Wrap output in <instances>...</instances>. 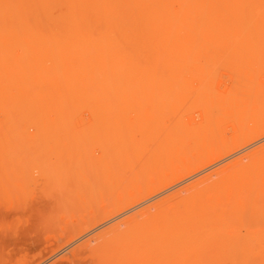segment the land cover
Instances as JSON below:
<instances>
[{"label": "rangeland", "instance_id": "obj_1", "mask_svg": "<svg viewBox=\"0 0 264 264\" xmlns=\"http://www.w3.org/2000/svg\"><path fill=\"white\" fill-rule=\"evenodd\" d=\"M23 1L26 8L45 2ZM56 1L55 15L68 11L69 0ZM236 2L203 4L197 48L137 69L120 94L92 100L54 124L36 121L34 128L32 115L27 123L23 111L0 102V264H122L97 252L94 236L165 199L176 201V194H195L202 181L208 180L206 194L225 181L237 188L251 178H259L253 187L260 196L194 244L149 264H264V0ZM140 29H148L144 19ZM164 144L153 161L145 158ZM64 182L74 200L53 215L52 195L61 189L53 186Z\"/></svg>", "mask_w": 264, "mask_h": 264}, {"label": "bare ground", "instance_id": "obj_2", "mask_svg": "<svg viewBox=\"0 0 264 264\" xmlns=\"http://www.w3.org/2000/svg\"><path fill=\"white\" fill-rule=\"evenodd\" d=\"M209 1L214 0H69L66 1L68 11L55 15L59 8L56 0H45L41 7L35 8H26L23 0H0V102L8 100L7 105L12 103L9 111H23L25 121L30 124L33 121L31 125L36 123L35 128L36 121H60L64 119L63 114L83 111L90 102L94 104L92 100L118 95L123 90V83L137 75V69L161 65L168 60V53L197 48L200 42V13L203 4ZM115 17L119 20L115 21ZM143 19L148 23L144 34L141 30L143 27L140 29ZM160 51L165 56L155 57L154 54ZM13 87H17L18 91H13ZM29 114L32 115L30 119L33 117L31 121L28 120ZM54 114L60 119L55 118L56 115L53 117ZM19 115L16 114L20 118L24 116ZM48 126L52 125L45 124L44 128ZM165 147L164 144L155 150L151 148V151L148 150L150 156L145 158L153 161V157L161 155ZM147 159H144L143 168L146 164L149 166ZM257 179L253 181L251 178V184L245 183L237 188H229L225 185L226 181H222L220 188L208 189L206 194L203 192L208 180L202 181L195 194L186 197L174 194L176 201L171 200L174 199L172 197L163 200L152 207L155 213L151 212L152 208H145V211L94 236L98 244L97 252L101 250L104 256L126 264H149L163 252L194 244L205 237L214 224L244 208L246 200L260 196L257 185L253 187ZM67 183L52 185L55 189L61 188L52 195L54 201L52 199L50 209L53 215L55 209H61L65 204L70 206L74 200ZM84 188L87 189V185ZM170 201L177 204L172 209L167 207ZM34 208L33 211L39 207ZM180 208L182 210H177ZM54 217H58V214ZM83 249L79 250L80 253L87 251Z\"/></svg>", "mask_w": 264, "mask_h": 264}]
</instances>
